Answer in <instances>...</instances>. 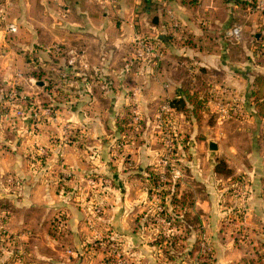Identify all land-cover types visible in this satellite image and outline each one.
Returning a JSON list of instances; mask_svg holds the SVG:
<instances>
[{
	"label": "rangeland",
	"instance_id": "rangeland-1",
	"mask_svg": "<svg viewBox=\"0 0 264 264\" xmlns=\"http://www.w3.org/2000/svg\"><path fill=\"white\" fill-rule=\"evenodd\" d=\"M19 26V50L30 62L34 49L37 65L18 86L24 114L15 115L12 86L0 106V155L10 156L0 173V264H264V45L251 35L248 53L243 40L226 39L238 53L229 65L263 76L240 104L230 89L210 90L207 70L193 89L191 59L173 32L142 38L158 54L135 38L85 56L42 23L33 33ZM70 145L79 170L51 174L55 189L72 191L91 235L76 240L63 233L61 210L50 218L11 200L22 182L15 151L43 167L41 146L61 163L59 148ZM110 211L126 213L118 227L127 236L111 237Z\"/></svg>",
	"mask_w": 264,
	"mask_h": 264
},
{
	"label": "crops",
	"instance_id": "crops-1",
	"mask_svg": "<svg viewBox=\"0 0 264 264\" xmlns=\"http://www.w3.org/2000/svg\"><path fill=\"white\" fill-rule=\"evenodd\" d=\"M257 1L247 0L243 3L240 0H170L168 4L162 5L150 0H0V106L5 100L2 98L4 89L14 85L17 75L24 72L25 68H32L17 45L21 41L16 35L19 25L26 26L33 33L38 31L36 25L41 23L48 28L50 38L63 40L67 49L79 50L85 56L98 54L111 43L121 45L136 36L162 37L161 34L173 32L181 40V45L191 59L190 70L195 80L192 83L193 89L200 86V78L196 79L197 72L207 70L210 77L204 79L210 82V90L230 89L235 102L242 104L245 98L243 91L246 87H254V77L249 71L229 65V61L234 58L237 64L238 53L231 50L224 32L234 23L242 24L241 40L246 46L251 35L256 42L264 45V9L256 7ZM11 22L18 25L17 31L7 30ZM35 34L38 35L37 32ZM247 49L248 53L252 51L249 45ZM30 52L34 53V49L27 50L25 54ZM239 55H242V50ZM110 72L114 78L116 69H109ZM155 72L157 75L158 70ZM218 72L216 78L211 77ZM19 80L24 82L22 77ZM109 83H113L111 87H115L116 81L109 80ZM122 85L126 86V83ZM1 110L0 108V120H3ZM15 125H20V121ZM76 147L70 145L59 148L64 158L61 163L54 158V153L41 158L45 163L43 167L35 162H26L21 151H15L13 168L22 177V182L15 185L17 189L11 195V200L17 202L21 208L36 207L46 211L45 214L50 218L56 210H61L65 214L63 233L75 240L78 236L82 239L90 238L91 235L88 231L87 235L82 233V217L72 201V191L55 189L51 170L59 168L58 170L69 176L76 169L79 170L82 159L80 150ZM6 156L10 157L9 154L0 155V173L9 167L4 162ZM0 182L3 183L2 178ZM108 220L114 224L109 231L111 237L127 236L126 230L118 227L127 226L129 219L126 213L110 211ZM46 223L48 226L54 224L51 219ZM68 263H72L70 258Z\"/></svg>",
	"mask_w": 264,
	"mask_h": 264
},
{
	"label": "built area",
	"instance_id": "built-area-1",
	"mask_svg": "<svg viewBox=\"0 0 264 264\" xmlns=\"http://www.w3.org/2000/svg\"><path fill=\"white\" fill-rule=\"evenodd\" d=\"M100 1H114V0H100ZM152 2L158 3V4H162V5H166L169 3L170 0H150ZM256 7L258 9H264V0H258L256 2ZM176 23V22H175ZM8 31H17L18 30V25L14 22L9 23L8 27H7ZM225 36L227 39L229 40H233V41H240L243 35V25L242 24H238V23H234L230 26H228L225 29ZM142 36H136V39L139 41V43L142 44V47L145 48L147 53H154L157 50H155V45L152 44L150 41H145L142 39ZM59 49H61L59 47ZM70 53H74V49L70 48L68 49ZM23 73L20 72L17 75V79L15 81V84L12 85V88L15 89V115H23L24 111L22 108L23 103H27V97L23 94H21L18 90V86L19 84L22 82L20 81V77H23ZM36 78L34 76H28L27 77V82L28 83H36ZM41 152L47 154L46 156H48V149L45 146H41L40 147ZM60 152V151H59ZM62 156V152L60 153Z\"/></svg>",
	"mask_w": 264,
	"mask_h": 264
},
{
	"label": "trees",
	"instance_id": "trees-1",
	"mask_svg": "<svg viewBox=\"0 0 264 264\" xmlns=\"http://www.w3.org/2000/svg\"><path fill=\"white\" fill-rule=\"evenodd\" d=\"M240 1L243 2V3H246V2H247V0H240ZM249 2H250V0H249ZM27 60L30 61L31 63H33L34 65H37V62L34 60L33 53H32V54L29 53V56H28ZM257 79H258V80H259V79H262V80H263V76L256 77L254 83H257V84H258V80H257ZM262 80H259V81H262ZM263 81H264V80H263Z\"/></svg>",
	"mask_w": 264,
	"mask_h": 264
},
{
	"label": "water",
	"instance_id": "water-1",
	"mask_svg": "<svg viewBox=\"0 0 264 264\" xmlns=\"http://www.w3.org/2000/svg\"><path fill=\"white\" fill-rule=\"evenodd\" d=\"M210 148L211 149H217L218 148V143L216 141H210Z\"/></svg>",
	"mask_w": 264,
	"mask_h": 264
}]
</instances>
